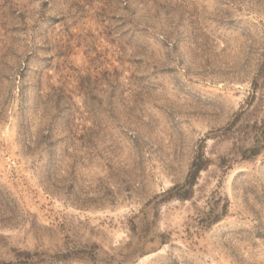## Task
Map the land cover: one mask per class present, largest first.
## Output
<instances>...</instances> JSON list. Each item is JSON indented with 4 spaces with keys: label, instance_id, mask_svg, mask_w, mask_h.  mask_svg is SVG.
Masks as SVG:
<instances>
[{
    "label": "rangeland",
    "instance_id": "rangeland-1",
    "mask_svg": "<svg viewBox=\"0 0 264 264\" xmlns=\"http://www.w3.org/2000/svg\"><path fill=\"white\" fill-rule=\"evenodd\" d=\"M263 67L264 0H0V264H264Z\"/></svg>",
    "mask_w": 264,
    "mask_h": 264
},
{
    "label": "trees",
    "instance_id": "trees-1",
    "mask_svg": "<svg viewBox=\"0 0 264 264\" xmlns=\"http://www.w3.org/2000/svg\"><path fill=\"white\" fill-rule=\"evenodd\" d=\"M261 71L259 72V77L261 78V80L262 79L264 80V67ZM257 129H259V130L255 131V134L252 137L251 146L249 148H245V149L241 150L239 153L240 158L242 160H247V159H250L252 157H257L264 150V119L261 121V124H260V126H258ZM202 158H203V155L200 154L197 157V159H195L192 162L188 177H187L186 182H185L186 191L181 195H179V194L171 195L169 198H166V201L172 200L174 198L179 199V200H185L189 197V195L192 193V188L195 185V181L197 179L198 174L206 167V162ZM172 190L173 189L167 191V193L172 192ZM146 210H147V208L145 207V209H143V211H142V214H144V212H146ZM160 243H162V242H160ZM130 248H131L130 245H128L127 246L128 252H130L129 251ZM122 256L123 255H118L117 258L120 259V257H122Z\"/></svg>",
    "mask_w": 264,
    "mask_h": 264
}]
</instances>
